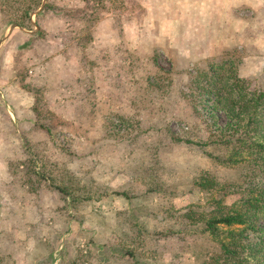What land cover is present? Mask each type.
Here are the masks:
<instances>
[{"label": "rangeland", "instance_id": "374dc122", "mask_svg": "<svg viewBox=\"0 0 264 264\" xmlns=\"http://www.w3.org/2000/svg\"><path fill=\"white\" fill-rule=\"evenodd\" d=\"M91 2L89 0L88 4L82 2L78 4L77 0H53L52 7L43 17L41 12L40 15L38 13L35 15L33 23L37 25V28L31 36L24 35L23 38L16 37L17 34L12 36L10 43L12 45V106L16 107L18 99L24 100L25 96L20 91L30 92L33 96L35 112L38 111L45 118L44 120H49L52 132L48 135L43 127L37 125L29 129L25 128V131H29L33 138L47 135L46 153L57 158L70 155L71 162L77 165L85 179L91 177L96 180L95 184L92 183L95 185L94 190L96 191L98 187L99 191H106L107 194H102L101 198L93 196L91 201L78 203L52 188L39 186L38 192L43 188L47 191L43 192L42 196L40 193L32 196V200L35 204L40 203L43 209L36 221H32L35 225H29L31 228L26 231L22 229L15 234L14 231L12 232L14 236H17V240H14L12 235L0 237V264H73V259L81 250L85 254V264L192 263L194 254L186 249L191 242H198L200 237L189 231L182 236L165 234L157 230V227H160L158 218H171L164 215L165 210L175 212L189 203L204 205L205 192L192 187L191 177L196 167L210 166L214 170L215 167L196 148L173 144L159 133L160 157L168 168L164 172V177L169 184L158 191L161 193L154 194L146 192V185L143 182L128 175L126 168H131L129 160L132 155L123 152L136 148L135 151L132 150V154H136L134 152H138L144 144L151 143L156 137L155 128L158 125L163 126L162 121H165L171 130L177 132L195 124L203 126L201 116L198 114L201 111V101L197 96L190 94L185 95V99L182 98L178 86L182 84V76H185L182 73L189 68L192 69L194 63L200 60L197 59L198 55L203 56L216 50L214 46L218 38L217 33L221 32L224 38V27L217 26L215 11L216 25L210 27L208 36L204 35V29L202 37L209 41L201 43V34L190 22L194 20L196 26L200 24V0L193 2L190 0H107L100 13L101 18L95 24V34L100 45L99 50H107L110 55L102 57V60L110 65L113 63L112 58L117 59V64L110 65L105 76L109 83V100L112 101V105H115V109L100 113L98 123L101 136L98 137L94 134V123L91 122L94 115L93 108L82 104L75 107L73 116L66 111V107L63 112L56 113L55 105L53 108L46 102V94H43L41 87L38 86L42 85L43 81L35 83L31 80L34 76L40 79L46 73L43 60H40L43 53L41 47L46 48L51 45L49 48L52 49L54 46L64 44L66 47L63 46V48L71 51L69 57L78 61L73 57L80 51L78 45H81V41L78 40V43L70 41L66 45V41L62 39L70 34V24L80 22L78 16L90 9ZM257 5L259 4L256 3L255 9L244 5L234 9L233 13L242 18L239 27L242 26L240 30L241 34L243 33V44L234 43L232 47L233 43L228 42V37H225L226 44L221 47H231L234 52L245 55L248 52L252 54L256 52V55L263 53L259 50L250 51L253 37H256L257 45H254L258 49L261 45L264 46V34H260V31H263L261 29H264V5L256 9ZM191 9H194L198 15L191 13L190 17ZM49 14L65 20L66 27L56 34L47 32L46 36L44 26L51 30L55 25L53 21L49 22ZM224 14L225 21L232 15L230 11ZM173 16H180L184 22L189 20V25H184L185 28L180 35L171 37L168 35L170 30L177 34L180 31L179 27L175 29L170 27V18ZM126 19L129 22L123 29ZM219 21H223L221 13ZM245 21L246 24L242 25ZM26 27L31 29L35 26L32 24ZM39 32L42 34L39 35ZM82 35L84 33L75 37ZM44 37L49 38L48 43L45 42ZM196 37L199 41L195 40ZM119 52L121 53L118 57ZM137 56L138 59H136ZM6 58L7 61L11 59L9 56ZM83 62H85L84 57ZM133 62L135 65H140L135 66L137 80L132 78L133 75L130 72ZM253 63L254 61L246 60L244 65L246 74L255 78L252 84H264L263 61L260 60L258 66H254ZM158 67L162 70L175 71V82L168 83L167 79L162 80V78L157 81L155 71ZM178 70L182 71L178 72ZM64 74L67 77L70 72L67 71ZM55 76L57 80L58 76ZM85 78L87 85L89 76ZM21 86L24 89H21ZM0 96L4 97V94ZM133 106H138L140 129L132 131L129 136L138 134L139 139L129 140L119 131L125 124L119 120V114L130 112ZM217 115L218 118L223 119L221 111L217 112ZM36 119H39L38 114ZM163 133L167 135L165 128ZM199 134L205 137L206 129L201 127ZM24 135L26 134L22 133V139H18L20 144ZM14 141H12V147ZM89 168H92V171ZM216 171L224 172L219 167ZM14 179L22 185V172H16ZM112 189H126L131 196L125 199L124 196L110 192ZM167 221L170 222L171 219ZM2 223L1 221L0 224ZM33 231L32 241L28 238L24 239L25 233ZM88 239L92 241L90 244L87 243ZM28 248L31 249L28 250ZM128 249L133 251L132 255L126 252Z\"/></svg>", "mask_w": 264, "mask_h": 264}, {"label": "trees", "instance_id": "16d2710c", "mask_svg": "<svg viewBox=\"0 0 264 264\" xmlns=\"http://www.w3.org/2000/svg\"><path fill=\"white\" fill-rule=\"evenodd\" d=\"M78 1L89 3V0ZM90 1V9L78 16L83 24L74 23L64 41L67 45L73 37L84 33L74 41H81V45H78L81 63L93 70L96 61L91 52L100 49L95 24L101 18L100 13L107 0ZM40 2L0 0V18L7 24L31 26L30 14ZM52 3L53 0H48L42 10L50 9ZM108 53L104 50L103 56H110ZM120 53H117L118 57ZM244 55L226 47L201 58L192 69L182 73L185 76H182V84L178 86L180 96L184 98L190 94L199 98L202 105L198 114L203 126L195 124L177 132L162 121L164 124L155 128L156 137L151 143L144 144L138 152H134L136 154H132L136 148L123 152L132 155L129 160L131 168H126L128 175L143 182L146 192L154 194L161 193L158 191L169 184L164 177L168 168L160 157L159 133L173 144L196 148L215 167V170L210 166L196 167L191 177L192 187L205 192L204 205L189 203L175 212L165 210L164 215L171 218H158L160 227L157 230L165 234L182 236L189 231L200 237L198 242H191L186 249L194 254V261L186 264H264V84H252L254 77L240 73L238 68ZM111 60L113 63L110 65L117 64L116 58ZM135 66L140 65L134 64L130 72L132 78L137 80ZM174 72L158 67L155 79L175 82ZM91 75H94L92 71L83 79ZM147 83L150 85L148 80ZM138 111V106H133L130 112L119 114V120L125 123L119 131L129 140L139 139L138 134L129 136L132 131L140 129ZM219 111L223 119L218 118ZM37 114L39 119L34 121V125L43 127L50 135L52 128L49 120H44L38 111L35 117ZM201 127L207 131L205 137L199 134ZM164 128L167 135L163 133ZM23 137L21 147L24 154L12 159L9 165L12 174L22 172L21 184L27 191L36 194L39 186L52 188L78 203L107 194L106 191H99L98 187L94 190L96 180L91 177L85 179L77 165L71 162L70 155L51 157L46 153L45 139H34L29 135ZM217 167L224 172L216 171ZM89 170L92 171V168ZM110 192L125 199L131 196L126 189H112ZM168 219L171 221L168 222ZM91 242L88 239L87 243ZM126 252L130 255L133 253L129 249ZM73 260V264H85L82 250Z\"/></svg>", "mask_w": 264, "mask_h": 264}, {"label": "crops", "instance_id": "0c3cea01", "mask_svg": "<svg viewBox=\"0 0 264 264\" xmlns=\"http://www.w3.org/2000/svg\"><path fill=\"white\" fill-rule=\"evenodd\" d=\"M47 1L48 0H46V2ZM190 1L193 2L195 0ZM199 3L201 6V16H199L200 24L196 26L194 20H190V22H192V26H195L197 28V32L201 34V43L209 41L203 39L202 32L205 29V32L203 33L205 36H208L210 33V27H214L216 25V21L214 20L216 11L217 26L219 25L224 27V38L228 37V42L230 41L231 44H243V33L241 34L240 30L242 26L239 27V23L242 18L238 17L233 13L234 9H237L238 6L241 5L250 6L252 9H255L254 7L256 3L259 4L256 6L257 9L258 6L264 5V0H200ZM203 5L205 6L203 7ZM42 9L38 12L39 15L41 12V17H43L45 12H47L48 10L47 9L43 11ZM189 11L190 17L191 13H194L195 16L198 15H196L197 12H194V9H191ZM228 11H230L232 15L228 17L227 21H225L224 13H228ZM220 13L222 14L223 21H219ZM48 17L50 18L49 22L53 21L55 25L51 30H48V28L44 26V35L47 36V32L48 34L59 33L60 29H64L66 27V23L64 22L65 20H63L62 18H57L58 16H52L50 14ZM182 21L183 18L181 19L180 16L171 17L170 27H173V29H175V27H179L180 31L177 34L176 32L173 33L170 30L168 35H170L171 37H174V35H180L183 32V28L189 25V20H186V22ZM127 22H129L128 19L124 20L122 26L123 29L125 28ZM77 23H80V25L81 23L83 24L81 20ZM31 24H34V26L36 27L29 29V31L22 30L20 28H14L5 37H3L11 26V23L7 24L3 22L0 18V95L4 94V97L0 96V223L1 221L3 222L2 224H0V237H2L3 235H12L14 240L18 239L16 235L14 236L16 232L18 233L22 229H25L26 231L31 228L29 227V225H35L32 221H36L38 215L40 214V211H42L43 209V206L40 205V203L35 204V202L32 200V196L38 195L39 193L42 196L43 192L47 191L44 188V191L39 190V192L36 194L27 191L24 185H19L18 182L14 179V174H12L9 165V162L12 161V159L20 158L24 154V150L21 147L20 141L18 140L19 138L20 140L22 139V133H25L26 135L32 137L29 134V131H25V128L29 129L30 127L36 126L34 125V121L36 120L34 109L35 106L33 105V96H31L30 92L26 93L27 91H25L23 93L20 91V93L25 96L24 100L18 99V104H15L16 107L12 106V45H10V43L14 34H17L16 37L21 36L19 38L25 37L24 35H32L34 33V29L37 28V25L32 21ZM245 24L246 21L242 25ZM74 25L75 24H70V28L72 29ZM261 30L263 31H260V34H264V29ZM217 36L218 38L215 43L216 45L214 46L216 50L210 54H205L203 56L198 55L197 59H201L205 56L220 52L224 48L221 47V45L226 44L224 42V38H222V33H217ZM197 37L195 40H198ZM255 38L256 37L252 38V47H250V51L259 50L263 53L256 55V52H253L252 54V52L247 51L248 53L244 55V59L240 63L238 68L240 73L244 75H248L245 72L244 66L247 59H249V61H254V66L260 65L259 61L261 60L263 61L262 66H264V46L261 45L260 49H258L255 46L257 45ZM44 39L45 42L48 43L47 39L49 38L46 39V37H44ZM75 39H77V37H74L72 41H74ZM50 46L51 45L47 46L46 48L41 47L43 53L40 56V60H43L44 72L46 73L40 79L34 76V80L32 78L31 80L35 83L43 81V84L38 86L41 87L43 94H46V102L50 104L51 107L53 106V108L55 105L54 109L56 110V113L63 112L66 107V111L70 113V116H73L75 112V107L82 104L88 105L89 108H93L94 115L91 119V122L94 123V134L100 137L101 132L100 125L98 123L100 113L108 112L109 110L113 111L115 109V105H112V101L109 100V83L107 82L105 76L107 75L108 67L110 65H108L104 60H102V57H104L103 51L98 50L96 48V50H93L91 52L92 58L95 59L96 63L94 65L93 70H90L84 64L81 63L80 52H78V54H75V56L73 57L78 60L76 61L69 57L71 51L64 49L63 46L66 47L64 44L61 46H54V48L52 49L49 48ZM192 50L194 51V48H192ZM6 54L7 56H9V58H11L9 61H7ZM260 68L262 67L260 66ZM67 71L70 72V75L66 77L64 72ZM91 71L94 75L89 76L88 84L86 85V78L83 79V77ZM55 75L58 76L57 80ZM36 78L39 80H37ZM50 79H52V81H50ZM50 82L51 84L49 85ZM89 83H92V85H89ZM21 89L24 88H22L21 86ZM46 134H48L47 131ZM46 136L47 135L44 134L34 139H45ZM12 141H14L13 147ZM33 235L34 231L31 233L28 232V234L25 233L24 239L28 238L30 241H32ZM30 249L31 248H28V250Z\"/></svg>", "mask_w": 264, "mask_h": 264}, {"label": "water", "instance_id": "95a60500", "mask_svg": "<svg viewBox=\"0 0 264 264\" xmlns=\"http://www.w3.org/2000/svg\"><path fill=\"white\" fill-rule=\"evenodd\" d=\"M46 0H41L40 4L38 5V7L33 10L30 14V18L31 21L34 22V17L35 15L43 8L44 4H45ZM36 27V26H35ZM14 28H20L22 30H26L29 31V28L26 27L25 25H18L16 23H12L11 26L9 27V29L7 30V32L5 33V35L3 37H5L11 30H13Z\"/></svg>", "mask_w": 264, "mask_h": 264}]
</instances>
